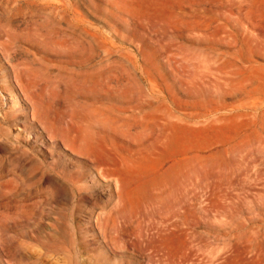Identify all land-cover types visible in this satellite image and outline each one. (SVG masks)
<instances>
[{
  "label": "rangeland",
  "instance_id": "374dc122",
  "mask_svg": "<svg viewBox=\"0 0 264 264\" xmlns=\"http://www.w3.org/2000/svg\"><path fill=\"white\" fill-rule=\"evenodd\" d=\"M0 264H264V0H0Z\"/></svg>",
  "mask_w": 264,
  "mask_h": 264
},
{
  "label": "bare ground",
  "instance_id": "6f19581e",
  "mask_svg": "<svg viewBox=\"0 0 264 264\" xmlns=\"http://www.w3.org/2000/svg\"><path fill=\"white\" fill-rule=\"evenodd\" d=\"M61 23H62V22H61ZM65 29H66V28H65ZM89 45H90V44H89ZM2 75H3V74H2ZM3 77H4V76H3ZM21 116H22V115H21ZM17 117H18V116H17ZM11 121H12V120H11ZM73 147H74V146H73ZM72 149H73V148H72ZM75 153H76V152H75ZM75 153H74V154H75ZM51 158H53V157H51ZM76 158H77V157H76ZM42 164H43V163H42ZM46 164L48 165V163H46ZM48 166H50V165H48ZM39 167H40V166H39ZM60 167H61V166H60ZM47 168H48V167H47ZM54 168H55V167H54ZM49 169H50V168H49ZM50 170H51V169H50ZM51 171H54V170H51ZM56 171H57V170H56ZM43 173H44V171H43ZM56 174H57V173H56ZM56 174H55V175H56ZM55 175H54V176H55ZM64 175H65V174H64ZM66 175H67V174H66ZM68 175H69V174H68ZM43 176H44V175H43ZM58 176H59V175H58ZM60 176H61V175H60ZM68 177H69V176H68ZM59 178H61V177H59ZM62 178H63V177H62ZM72 181H74V180H72ZM73 183H74V182H73ZM77 183H78V182H77ZM79 186H80V185H79ZM74 190H75V188H74Z\"/></svg>",
  "mask_w": 264,
  "mask_h": 264
}]
</instances>
